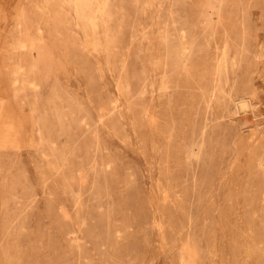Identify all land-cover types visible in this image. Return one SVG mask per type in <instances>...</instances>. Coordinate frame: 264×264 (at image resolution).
Wrapping results in <instances>:
<instances>
[{
    "label": "rangeland",
    "instance_id": "rangeland-1",
    "mask_svg": "<svg viewBox=\"0 0 264 264\" xmlns=\"http://www.w3.org/2000/svg\"><path fill=\"white\" fill-rule=\"evenodd\" d=\"M0 39V264H264V0H0Z\"/></svg>",
    "mask_w": 264,
    "mask_h": 264
},
{
    "label": "bare ground",
    "instance_id": "bare-ground-1",
    "mask_svg": "<svg viewBox=\"0 0 264 264\" xmlns=\"http://www.w3.org/2000/svg\"><path fill=\"white\" fill-rule=\"evenodd\" d=\"M209 17V16H208ZM1 40V39H0ZM20 42V41H19ZM18 47V46H17ZM24 47V46H23ZM22 48V47H21ZM20 74V73H19Z\"/></svg>",
    "mask_w": 264,
    "mask_h": 264
}]
</instances>
